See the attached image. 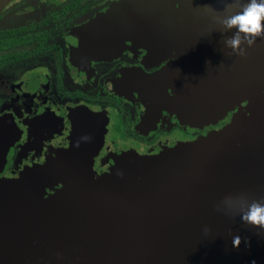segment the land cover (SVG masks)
Returning <instances> with one entry per match:
<instances>
[{"label": "water", "instance_id": "1", "mask_svg": "<svg viewBox=\"0 0 264 264\" xmlns=\"http://www.w3.org/2000/svg\"><path fill=\"white\" fill-rule=\"evenodd\" d=\"M206 4L219 10L224 0H121L107 35L138 28L155 53L165 31L179 52L159 85L174 91L173 110L196 125L236 107L230 121L152 155L133 149L104 176H72L78 190L54 197L47 213L21 210L44 200L22 174L16 194L0 195V264H264V232L228 213L264 196V39L232 53L223 36L235 29L222 34ZM93 34L94 51L106 48L104 28Z\"/></svg>", "mask_w": 264, "mask_h": 264}, {"label": "flooded vegetation", "instance_id": "2", "mask_svg": "<svg viewBox=\"0 0 264 264\" xmlns=\"http://www.w3.org/2000/svg\"><path fill=\"white\" fill-rule=\"evenodd\" d=\"M120 1L8 0L0 9V142L10 141L0 146V195L16 194L23 174L44 199L22 211L47 213L54 197L78 190L72 176H104L133 149L152 155L195 141L237 109L196 125L176 113L174 91L159 85L179 52L165 31L155 53L138 28L107 35ZM103 28L106 48L94 51Z\"/></svg>", "mask_w": 264, "mask_h": 264}, {"label": "clouds", "instance_id": "3", "mask_svg": "<svg viewBox=\"0 0 264 264\" xmlns=\"http://www.w3.org/2000/svg\"><path fill=\"white\" fill-rule=\"evenodd\" d=\"M203 13L210 17L214 24L220 26L221 33L235 29L231 36L224 35L223 43L238 56H246L247 50L243 45L252 47L257 38L264 39V0H224L222 9H215L211 5L202 6ZM217 210L221 211L219 205ZM229 214L239 215L240 220L247 225H252L264 232V196L246 201V206L238 211H229ZM205 231H208L205 228ZM261 233H257L260 235ZM242 242L240 235H234L232 246L239 248ZM245 246L250 247V242L244 240ZM250 264H257L253 259Z\"/></svg>", "mask_w": 264, "mask_h": 264}, {"label": "trees", "instance_id": "4", "mask_svg": "<svg viewBox=\"0 0 264 264\" xmlns=\"http://www.w3.org/2000/svg\"><path fill=\"white\" fill-rule=\"evenodd\" d=\"M0 56H2V55H0ZM5 56H7V57H8V56H11V55H7V54H6Z\"/></svg>", "mask_w": 264, "mask_h": 264}, {"label": "rangeland", "instance_id": "5", "mask_svg": "<svg viewBox=\"0 0 264 264\" xmlns=\"http://www.w3.org/2000/svg\"><path fill=\"white\" fill-rule=\"evenodd\" d=\"M26 82H29V79Z\"/></svg>", "mask_w": 264, "mask_h": 264}]
</instances>
